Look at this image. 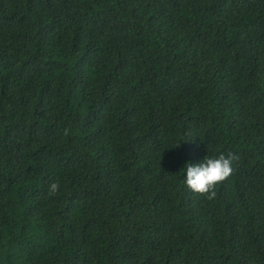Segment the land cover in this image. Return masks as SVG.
Returning a JSON list of instances; mask_svg holds the SVG:
<instances>
[{
  "label": "trees",
  "instance_id": "1",
  "mask_svg": "<svg viewBox=\"0 0 264 264\" xmlns=\"http://www.w3.org/2000/svg\"><path fill=\"white\" fill-rule=\"evenodd\" d=\"M0 264H264V0H0Z\"/></svg>",
  "mask_w": 264,
  "mask_h": 264
},
{
  "label": "clouds",
  "instance_id": "2",
  "mask_svg": "<svg viewBox=\"0 0 264 264\" xmlns=\"http://www.w3.org/2000/svg\"><path fill=\"white\" fill-rule=\"evenodd\" d=\"M234 156L219 154L206 155L198 163L186 162L183 171V184L194 193L207 199L215 196V187L224 181L233 171Z\"/></svg>",
  "mask_w": 264,
  "mask_h": 264
}]
</instances>
